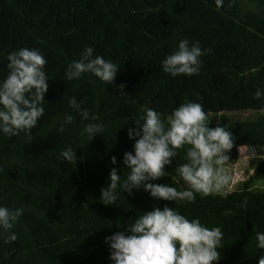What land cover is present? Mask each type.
<instances>
[{
	"label": "trees",
	"instance_id": "trees-1",
	"mask_svg": "<svg viewBox=\"0 0 264 264\" xmlns=\"http://www.w3.org/2000/svg\"><path fill=\"white\" fill-rule=\"evenodd\" d=\"M250 1L260 12H241L238 0H225L223 7L214 0H0V80L8 73V54L24 47L44 53L49 77L45 112L31 139L23 132L0 133V204L24 210L11 230L18 239L5 244L7 233L0 234V264H113L105 238L165 204L209 228L221 227L219 264H259L264 249L256 248L255 233L264 232V189L255 191L251 184L264 175V158L251 163L253 174L244 188L226 192V198L197 193L195 203L175 204L140 189L132 195L119 191L114 204L100 199L112 167L122 179L130 172L122 161L134 152L128 129L137 127L142 106L166 118L186 100L195 101L220 115L209 126H227L234 148L264 145V98H254L257 88L264 90V0ZM111 25L116 35L106 45ZM182 39L205 50L203 63L197 75L172 77L161 62ZM86 47L118 66L114 83L90 73L65 78L67 65ZM83 82L91 99L82 97ZM72 97L82 109L92 108L88 121L70 107ZM240 110L261 114L242 121L224 115ZM66 114L74 119L61 133ZM89 122L105 128L91 141L81 135ZM68 146L77 151L71 163L60 156ZM228 155L232 161L237 152ZM183 156L178 150L166 166L168 176L153 183L185 190L174 171Z\"/></svg>",
	"mask_w": 264,
	"mask_h": 264
},
{
	"label": "clouds",
	"instance_id": "clouds-1",
	"mask_svg": "<svg viewBox=\"0 0 264 264\" xmlns=\"http://www.w3.org/2000/svg\"><path fill=\"white\" fill-rule=\"evenodd\" d=\"M214 3L223 7L225 0H214ZM204 54L205 50L198 43L182 39L161 62L162 71L172 77L197 75ZM7 60L8 73L0 80V133L19 136L23 132L31 139L32 129L45 112L48 60L39 49L28 47L9 53ZM118 72L115 63L94 55L93 47H86L79 59L67 65L65 78L79 80L90 73L109 85L114 83ZM119 87L123 89L124 86ZM254 98H264V90L257 88ZM69 105L82 120L90 119L89 111L82 109L75 97L70 98ZM141 112L143 115L135 121L137 127L128 129L129 139L135 141L134 152H126L122 161L130 172L122 179L119 169L111 168L109 182L101 190L103 204H114L119 199V191L132 195L133 190L140 189L156 200L175 204L195 203L197 193L202 197L220 193L226 198L223 189L231 179L226 164L235 139L228 127L219 124L210 127L209 113L204 106L190 100L174 108L166 118L147 106H142ZM73 119L71 114H66L58 130L62 133L64 125L72 124ZM104 130L103 124L89 122L83 126L81 135L91 141ZM182 149L185 162L177 164L174 171L187 188L178 190L169 183H153L168 176L166 166L172 165L178 150ZM60 156L71 163L77 159V151L68 146L61 150ZM116 163V157H112V164ZM23 212V208L0 204V234L7 233L5 244L18 239L11 230ZM142 213L124 230L105 238L113 264H219V249L224 239L221 227L209 228L199 218L189 219L167 204L163 209L157 207ZM255 239L256 248L264 249V232H256ZM259 264H264V257L259 259Z\"/></svg>",
	"mask_w": 264,
	"mask_h": 264
},
{
	"label": "rangeland",
	"instance_id": "rangeland-1",
	"mask_svg": "<svg viewBox=\"0 0 264 264\" xmlns=\"http://www.w3.org/2000/svg\"><path fill=\"white\" fill-rule=\"evenodd\" d=\"M240 4V11L244 12L246 10H252L255 12H260V9L258 8L257 4L254 2H251L250 0H238ZM115 28L113 25L109 27L108 36L107 39L104 41V43L107 45L113 41L115 37ZM103 43V44H104ZM7 44V43H6ZM6 44H4L6 46ZM4 46V47H5ZM8 62V61H7ZM81 91H82V97L88 99L91 94L89 90V85L87 83H84L81 85ZM89 99V100H90ZM92 113V108L89 110V114ZM209 113V120L210 123L217 122L220 119V115L218 113L214 112H208ZM261 113L251 110H240V111H233V112H225L224 115L227 116L229 119L233 121H242V120H255L259 117ZM255 149L244 146V147H237L231 150L232 152L236 153V158L232 161H228L226 164V167L228 168L229 172L232 171L235 175V180L231 181L232 184H228L223 191L224 192H230L234 190H241L244 188V183L250 178L251 174H253V168L251 167V163L253 161H257L259 158H264L262 155L264 153V145L257 147ZM257 152V154H256ZM234 164V166H233ZM251 188L255 191L263 190L264 189V175L261 176L259 179H255L253 183L251 184Z\"/></svg>",
	"mask_w": 264,
	"mask_h": 264
},
{
	"label": "crops",
	"instance_id": "crops-1",
	"mask_svg": "<svg viewBox=\"0 0 264 264\" xmlns=\"http://www.w3.org/2000/svg\"><path fill=\"white\" fill-rule=\"evenodd\" d=\"M256 149H257V147H255V151H257ZM256 154H257V152H256ZM262 155L264 156V153ZM233 166H234V164H233ZM229 174L231 176V179L229 181V183H230L231 181H234L236 177H235V175H234V173L232 171H230ZM230 184H232V182Z\"/></svg>",
	"mask_w": 264,
	"mask_h": 264
},
{
	"label": "water",
	"instance_id": "water-1",
	"mask_svg": "<svg viewBox=\"0 0 264 264\" xmlns=\"http://www.w3.org/2000/svg\"><path fill=\"white\" fill-rule=\"evenodd\" d=\"M251 148L255 149V146H251Z\"/></svg>",
	"mask_w": 264,
	"mask_h": 264
}]
</instances>
